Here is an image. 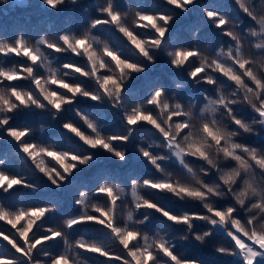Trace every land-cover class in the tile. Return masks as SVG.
<instances>
[{
    "label": "clouds",
    "instance_id": "obj_1",
    "mask_svg": "<svg viewBox=\"0 0 264 264\" xmlns=\"http://www.w3.org/2000/svg\"><path fill=\"white\" fill-rule=\"evenodd\" d=\"M0 264H264V0H0Z\"/></svg>",
    "mask_w": 264,
    "mask_h": 264
}]
</instances>
